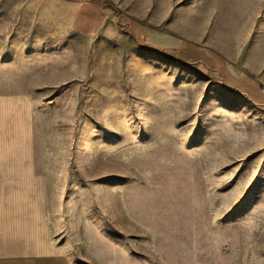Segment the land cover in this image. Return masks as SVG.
Listing matches in <instances>:
<instances>
[{
  "label": "rangeland",
  "instance_id": "obj_1",
  "mask_svg": "<svg viewBox=\"0 0 264 264\" xmlns=\"http://www.w3.org/2000/svg\"><path fill=\"white\" fill-rule=\"evenodd\" d=\"M12 94L71 262L264 264V0H0Z\"/></svg>",
  "mask_w": 264,
  "mask_h": 264
},
{
  "label": "crops",
  "instance_id": "obj_2",
  "mask_svg": "<svg viewBox=\"0 0 264 264\" xmlns=\"http://www.w3.org/2000/svg\"><path fill=\"white\" fill-rule=\"evenodd\" d=\"M80 10L90 15L83 28L96 30L100 8L89 4ZM184 48L176 46L179 58ZM46 186L36 163L29 99L0 96V264H74L52 239Z\"/></svg>",
  "mask_w": 264,
  "mask_h": 264
}]
</instances>
